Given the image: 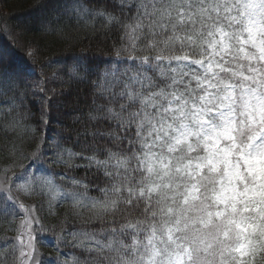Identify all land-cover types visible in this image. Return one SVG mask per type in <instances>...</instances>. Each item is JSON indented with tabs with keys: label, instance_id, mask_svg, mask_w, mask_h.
Wrapping results in <instances>:
<instances>
[{
	"label": "snow or ice",
	"instance_id": "1",
	"mask_svg": "<svg viewBox=\"0 0 264 264\" xmlns=\"http://www.w3.org/2000/svg\"><path fill=\"white\" fill-rule=\"evenodd\" d=\"M118 2L122 8H129V15L97 12L108 25L119 26L108 58L98 59L78 54L62 68L69 80L94 84L98 98L105 99L102 104H97L94 99L87 113L72 117L74 122L86 120L91 125L86 126L83 133H78V136L90 134L91 143H86L84 150L80 152L63 147V132L67 129L61 121V127L54 136L37 137L41 143L36 144L34 151L14 159L9 167H0V221L8 223L17 233L12 240L5 239L3 245H0V264H46L39 252L37 238L39 232L47 230L43 223L46 217L37 214L44 210V201L26 203L33 196H47V215L62 216L56 225L51 226L58 229L57 249L63 244L76 250L69 253L67 258H61L62 254L58 255L55 264H124L131 250L129 245L137 243L132 240L134 230L143 231L139 217H134L132 212H142L147 216L151 206L144 204V198L140 195L142 206L137 207V199L131 190L135 176L124 187L122 174L126 175L127 169L118 166L125 152H132L134 148L143 151L140 145L134 143L139 139L142 129L132 123L142 113H133L125 123L124 114L128 112V107L123 101L128 100L130 107L136 103V97L140 94L168 95L179 84L178 75L185 80L189 79L184 72L187 68L185 61L192 59L191 56L171 59L159 56L138 57L136 51L147 37L152 38L150 43L153 46L161 48L167 42H174L179 46L184 40L191 39L186 29L191 24L194 0H135L131 5L129 0ZM233 3H239L257 13L253 16L241 13L248 17L242 37L243 49L246 52L252 51L255 55L247 59V66L243 71L246 83L242 94L247 97V102L243 117L238 116L236 120L238 124L243 119L249 130H254L255 135H251L246 145L237 141L231 147H225L223 141L218 142L217 146L224 149L223 156L212 157L207 163L209 167L215 166L217 171L224 168L229 181L228 188L215 193L214 203L209 200V206L196 222L197 226L190 238L177 239L179 233L169 236V240L178 246L177 250L165 256L158 246H154L155 252L151 257H139L141 264H256L257 253L264 256V240L256 239L257 236L264 238V0H233ZM41 7L46 5L42 4ZM70 7L77 14H87L75 0H72ZM61 10L67 15L69 5L57 11ZM216 39H223L220 32H217ZM32 51L35 55L36 49L33 48ZM5 67L9 68V75L3 72ZM24 75V69L10 65L0 52V97L15 94L10 97L12 107L6 110L9 115L17 107L15 101L26 95L20 89ZM92 77L96 78L95 81ZM198 79L199 77H193L189 82L195 86ZM42 95L44 99L40 102L41 116L38 123L47 126L50 123V111L45 110L44 100L48 98L46 93ZM53 99L62 108L69 104L67 97L54 95ZM48 106L49 109L52 107V100H48ZM2 111L5 110L0 109ZM164 111L167 112V109ZM16 126L15 118L7 125ZM231 137L236 141L235 131L231 133ZM48 150L52 152L54 165L64 168L79 167L80 165L75 164L77 159H85L87 168L95 165L97 173H102L105 178L102 185L96 186L100 195H90V184L85 183L83 178H74L71 180V187H65L62 180L57 181L54 173L33 169L32 165L40 161ZM85 150L91 154L85 155ZM24 160H29L30 163L24 164ZM117 180L120 181L119 188ZM220 182L223 183V178ZM197 189L202 191L199 186ZM117 192L126 204L121 218L115 215L121 208L120 201L113 199ZM65 203L68 207L61 214L57 209ZM20 210L23 216L20 215ZM108 216L111 219L105 220ZM17 219L19 226L16 225ZM200 228L216 229L225 235L235 230L238 244L213 253L214 245L209 243L212 233L201 234Z\"/></svg>",
	"mask_w": 264,
	"mask_h": 264
},
{
	"label": "clouds",
	"instance_id": "2",
	"mask_svg": "<svg viewBox=\"0 0 264 264\" xmlns=\"http://www.w3.org/2000/svg\"><path fill=\"white\" fill-rule=\"evenodd\" d=\"M245 12L248 16L257 15L255 10L233 3V0H194L191 24L186 29L191 39L179 46L167 42L161 48L153 46L152 38L147 37L145 43L137 47L138 57L191 56L192 59L185 61L184 75L189 79L178 75L179 84L168 95L140 94L130 107L128 100L123 101L128 107L125 123L133 113H142L132 123L142 129L134 143L143 149L125 152L119 162L120 168L127 169V174H122L123 186L127 187L135 176L131 190L137 207L142 206L140 195L143 203L151 206L147 216L132 212L134 217H139L143 231L134 230L132 240L137 243L129 245L131 250L124 264H141L139 257H151L154 246L165 256L177 250L178 246L169 240L175 233H179L177 239L190 238L209 200L214 203L215 193L229 186L224 168L217 171L207 163L212 157L223 156L224 149L217 146L218 142L223 141L225 147L237 141L246 145L251 135H255L243 119L236 123L238 116L243 117L247 102L242 94L246 83L243 71L247 59L255 55L243 49L242 37L248 17L241 13ZM217 32L223 36L222 40L216 39ZM193 77H199L195 86L189 82ZM233 131L236 141L231 137ZM197 186L202 191H198ZM113 199L121 203L120 212L115 213L121 218L126 204L119 192ZM110 219L111 216L105 217V220ZM205 232L212 233L209 243L214 245L213 253L238 244L235 230L225 235L216 229L200 228L201 234ZM256 239L264 240L260 236ZM257 256L256 264H264V256L259 253Z\"/></svg>",
	"mask_w": 264,
	"mask_h": 264
},
{
	"label": "trees",
	"instance_id": "3",
	"mask_svg": "<svg viewBox=\"0 0 264 264\" xmlns=\"http://www.w3.org/2000/svg\"><path fill=\"white\" fill-rule=\"evenodd\" d=\"M81 5L87 14H77L71 10L72 0H0V52H2L9 64L16 68L24 69L26 75L21 78L20 89L26 95L15 101L17 107L9 115L7 109L12 107L8 97H0V167L11 166L14 159L22 154L35 150V146L41 143L37 137L51 138L61 127V121L67 131L63 132V147L70 148L75 152L84 150L86 143H91L92 137L79 135L85 127H91L88 121L74 122L73 116L87 113L95 99L97 104L105 103V99L98 98L94 84L76 83L62 71L64 65L78 54L93 56L98 59H107L111 51V45L116 40L119 26L108 25L106 20L97 14L99 11L111 12L117 16L129 15V8L119 4L118 0H75ZM135 0H129L134 4ZM45 4L46 7H41ZM69 5L68 14L64 15L63 9ZM134 13V9H133ZM36 52L33 55L32 49ZM3 72L10 74L9 68ZM95 77L92 80L95 81ZM64 81H68L65 83ZM42 93L47 94L44 100L46 111H50V123L47 126L38 123L41 112ZM54 95L67 97V107H60L53 99ZM48 100H52L49 109ZM73 108L79 110L74 111ZM15 118L16 127H7ZM48 119L47 117L45 118ZM91 153L85 150V155ZM103 159V157H100ZM24 164L30 163L24 160ZM80 165L74 168H64L54 165L52 152L46 151V155L36 164L33 169L39 168L43 173H54L57 181H63L65 187H71L72 179L83 178L85 183L90 184V195L98 196L97 185H102L104 177L98 174L95 165L87 168L85 159L75 160ZM99 177V178H97ZM63 192V188L61 189ZM22 199H24L22 197ZM43 200V209L37 214L45 216L43 223L47 230L38 233V247L42 259L46 264H55L58 255L67 258L69 253L76 250L60 244L57 249V231L51 226L58 223L61 217L47 215V196H33L26 200L32 204L34 201ZM68 205L65 203L57 211L63 214ZM20 215L23 216L22 210ZM19 226V219L16 221ZM17 235L8 223L0 221V245L5 239L12 240ZM77 254H79L77 252ZM259 259V256L256 257Z\"/></svg>",
	"mask_w": 264,
	"mask_h": 264
},
{
	"label": "rangeland",
	"instance_id": "4",
	"mask_svg": "<svg viewBox=\"0 0 264 264\" xmlns=\"http://www.w3.org/2000/svg\"><path fill=\"white\" fill-rule=\"evenodd\" d=\"M26 239V238H25Z\"/></svg>",
	"mask_w": 264,
	"mask_h": 264
}]
</instances>
